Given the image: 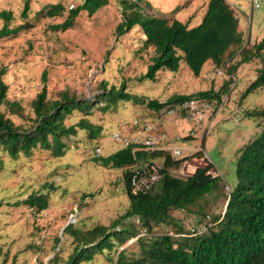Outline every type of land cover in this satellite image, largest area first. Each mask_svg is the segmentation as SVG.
<instances>
[{
  "label": "rangeland",
  "instance_id": "obj_1",
  "mask_svg": "<svg viewBox=\"0 0 264 264\" xmlns=\"http://www.w3.org/2000/svg\"><path fill=\"white\" fill-rule=\"evenodd\" d=\"M25 1L29 7L26 16L22 17L20 12ZM82 1L77 0L76 5ZM227 1L238 18L237 29L242 36L240 46L251 47L264 36V0ZM57 2L66 7L68 0H0V10H9L12 14L8 26L22 25L16 34L0 37V66L6 67L3 80L8 85L6 103L0 110L15 124L24 128L32 126L35 118L33 100L43 85V70L47 72V100H59L61 92L66 90L69 97L92 100V107L87 115L76 109L65 116L66 126L77 125L73 135L62 137L65 145L62 156L55 157L51 150L41 147L33 149L28 156L20 154L16 159L1 154L0 264H63L81 243V237L66 231L69 223L72 230L81 234L97 224L110 226L127 209L122 170L102 166L96 158L105 157L121 147L112 139L115 130L135 119L154 120L157 110L146 104L122 100L103 110L105 101L97 94L103 86L118 88L124 82L126 91L159 101L173 93L188 94L209 88L217 91L225 86L220 101L215 97L206 98V119L201 123H194L179 114L162 119L165 141L169 147L180 149V158L192 156L197 151L203 156L183 160L169 168V173L186 177L197 166L211 162V173L220 178V186L201 201L205 204V215L210 217L223 212L225 195L235 183L239 150L259 135L264 125V117L247 115L249 111L264 109V89L242 94L262 64L259 58L239 64L231 74L234 79L227 85L229 78L216 74V65L194 76L184 63L179 76L176 71L161 69L155 73V79H140L151 62L153 49L145 45L139 25L117 35L123 0H108L91 15L80 11L73 24L64 30H55L52 25L63 21L66 8L53 17L37 15L45 4ZM204 3L205 0L139 1L148 14L181 21L185 15H197ZM193 18L190 16L188 21L192 22ZM3 23L0 18V27ZM240 46H232L230 50H239ZM262 53L264 55V49ZM238 59L236 52L225 64L232 65ZM227 73L230 74L229 68ZM12 101L18 103L15 113L8 106ZM83 119L97 129L94 135L82 128L85 123L80 120ZM95 147L101 148L98 156L94 154ZM36 191L48 194V205L39 212L21 203ZM17 201L19 203L15 205ZM192 208L193 212L170 211L183 231L204 217L196 212L197 206ZM127 221L134 223L138 235L145 234L137 217ZM176 231L173 224H163L155 226L151 233L176 234ZM135 238L122 245L116 244L111 250L104 248L90 252V247L86 257L76 264H114L117 251L125 248L129 256L138 252Z\"/></svg>",
  "mask_w": 264,
  "mask_h": 264
},
{
  "label": "trees",
  "instance_id": "obj_2",
  "mask_svg": "<svg viewBox=\"0 0 264 264\" xmlns=\"http://www.w3.org/2000/svg\"><path fill=\"white\" fill-rule=\"evenodd\" d=\"M139 1L123 0L122 20L116 26V33L120 35L139 25L143 30L145 45L152 47L151 62L140 79H155V73L161 69L177 71L181 62L188 66L194 76H198L206 61L222 66L226 59L238 52L239 59L229 65L230 75L239 64L253 58H259L262 63L242 94L264 89V36L251 47L240 46L242 36L237 29L238 18L227 0H207L201 21L191 27L188 22L146 13ZM107 2L108 0H83L81 4L67 10L63 21L53 24L52 28L64 30L73 24L80 11L84 10L91 15ZM28 7V2L25 1L20 12L22 17L26 16ZM65 8L60 2L45 4L37 11V15L53 17L61 14ZM0 18L4 20L0 27V37L14 35L22 28L21 24L8 26V21L12 18L9 10H0ZM235 45L240 46L239 50H230ZM5 72L6 67L0 66V106L6 103L8 91V85L3 80ZM46 74V70H43V85L33 100L35 118L32 126L24 128L15 124L0 110V170L3 167L2 153L16 159L20 154L28 156L33 149L41 147L51 150L55 157L62 156L65 148L62 137L73 135L77 125L66 126L65 116L76 109L85 115L90 113L92 100L69 97L66 90L61 92L59 100H47ZM228 78L225 85L234 76ZM224 87L217 91L209 88L188 94L173 93L164 101L128 92L124 82L118 88L103 86L101 93L97 94L105 101L103 110L118 100L146 104L150 109L159 110L166 105L180 104L188 98L215 97L220 101ZM8 106L15 113L18 103L12 101ZM247 115L264 117V109L249 111ZM80 121L85 123L82 128L90 130L91 136L94 135L97 129L92 128L93 125L84 119ZM193 156L203 157L201 151L192 156L174 158L165 149L146 150L121 144L113 153L96 158L102 166L122 170L128 206L108 227L97 224L80 234L72 230V224L69 223L66 231L81 237V243L75 246L63 264L79 263L86 257L84 255L90 247V252L104 248L111 250L114 245H122L132 237H136L138 252L129 256L123 248L117 251L114 264H264V125L259 135L239 150L235 164V183L225 195L223 212L216 217L205 215V204H201L206 195L213 194L220 186L219 176L210 171L213 167L211 162L197 166L186 177L169 173V168ZM146 162H158L162 176L149 188L134 193L131 189V175L136 167L141 168ZM21 203L39 212L47 207L48 194L32 192ZM193 206L198 207L196 212L204 214L201 221L206 216L211 221L202 233L191 234L190 227L183 231L180 223L174 221L170 214L171 210L177 209L193 212ZM133 217L138 218V224L144 228V235H138L134 223L127 221ZM163 224L176 226V234L151 233L155 226Z\"/></svg>",
  "mask_w": 264,
  "mask_h": 264
},
{
  "label": "built area",
  "instance_id": "obj_3",
  "mask_svg": "<svg viewBox=\"0 0 264 264\" xmlns=\"http://www.w3.org/2000/svg\"><path fill=\"white\" fill-rule=\"evenodd\" d=\"M77 0H68L66 3V11L76 5ZM228 64L216 66L214 71L221 77H230L232 75L227 73ZM208 101L203 98H188L180 102V104L166 105L157 110V115L154 120L149 119H135L128 125H123L120 129L112 133V139L122 145H134L137 148L149 149H165L174 158L180 157L181 151L179 148H171L166 142V133L162 127L163 117H171L173 114L182 115L184 118L190 119L194 123H201L206 119L205 106ZM141 147V148H140ZM94 153L100 155L101 148L95 147ZM162 174L159 172V164L157 162H146L141 168L136 167L131 175V189L136 193L141 190L149 188L153 183L161 178ZM211 224L209 216L191 226V234L202 233L206 231Z\"/></svg>",
  "mask_w": 264,
  "mask_h": 264
},
{
  "label": "crops",
  "instance_id": "obj_4",
  "mask_svg": "<svg viewBox=\"0 0 264 264\" xmlns=\"http://www.w3.org/2000/svg\"><path fill=\"white\" fill-rule=\"evenodd\" d=\"M207 2V0H205V3ZM205 3H204V5L202 6V10L196 15V14H191V15H189V16H187V15H185L184 17H183V19L184 20H182V22H186V21H188L189 19H190V16H194V18H193V20H192V22H189L188 23V25L191 27V26H194V25H196V24H198L200 21H201V18H202V15H203V13H204V10H205ZM181 21V20H180ZM183 62H181L180 63V65H179V68L177 69V71H176V76H179V69L181 68V67H184L183 66ZM211 65H214L210 60H208V61H206L204 64H203V66H202V69H201V71H200V75L203 73V72H205L206 70H207V68L208 67H210Z\"/></svg>",
  "mask_w": 264,
  "mask_h": 264
}]
</instances>
